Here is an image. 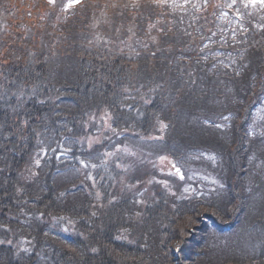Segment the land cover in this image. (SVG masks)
Instances as JSON below:
<instances>
[{
	"label": "trees",
	"instance_id": "16d2710c",
	"mask_svg": "<svg viewBox=\"0 0 264 264\" xmlns=\"http://www.w3.org/2000/svg\"><path fill=\"white\" fill-rule=\"evenodd\" d=\"M69 2L0 0V264H264V6ZM101 115L169 122L188 191L61 176Z\"/></svg>",
	"mask_w": 264,
	"mask_h": 264
},
{
	"label": "rangeland",
	"instance_id": "374dc122",
	"mask_svg": "<svg viewBox=\"0 0 264 264\" xmlns=\"http://www.w3.org/2000/svg\"><path fill=\"white\" fill-rule=\"evenodd\" d=\"M213 7L218 8L220 5L215 2ZM108 115H101L99 117V121L103 125L102 128H97L94 133L89 134L84 131L77 138L71 135L72 143H76L82 149H86L90 158L86 160H83L85 157L77 158V162L80 165L75 169L68 168L61 176L68 175L70 172L77 177L83 176L86 178V181L91 183V186H96L94 182L96 168L99 164L102 165L108 161L109 164H113L115 167L123 170L121 175L122 181H127L129 178H142L153 185L156 183L167 184L171 186L175 193L179 190L181 192L188 191L189 186L185 178L187 174L191 175V170H185L177 163L175 158L170 154H163L156 146H163L166 142H169L167 141L166 134L169 122L162 119L155 121L149 134H144L139 131H135L134 133L117 131L115 133L116 130L112 127L111 117ZM107 129L108 134L105 131ZM103 143H107V147L99 148ZM144 143H155V149H159L158 152L153 154L149 148H141L139 146V144ZM96 149L109 150L99 152ZM96 159H99L98 161L101 162L97 164L98 161ZM37 162L38 159L37 161L29 162L24 167L31 177L35 174V165ZM125 171L129 173L128 176L123 175Z\"/></svg>",
	"mask_w": 264,
	"mask_h": 264
},
{
	"label": "snow or ice",
	"instance_id": "6c2138e0",
	"mask_svg": "<svg viewBox=\"0 0 264 264\" xmlns=\"http://www.w3.org/2000/svg\"><path fill=\"white\" fill-rule=\"evenodd\" d=\"M162 2L167 3L168 0H162ZM189 0H184V3L187 4ZM49 4H55V0H48ZM80 3V0H70L68 7H71L72 4H78ZM205 3H207V0H205ZM236 3V0H232V3L228 5V7H232ZM259 3L260 5L264 6V0H244V6L247 7L249 4L250 5H256ZM173 6H175V0H172Z\"/></svg>",
	"mask_w": 264,
	"mask_h": 264
}]
</instances>
